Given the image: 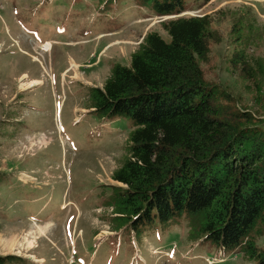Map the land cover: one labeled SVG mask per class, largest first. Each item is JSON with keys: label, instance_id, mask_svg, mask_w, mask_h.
<instances>
[{"label": "rangeland", "instance_id": "1", "mask_svg": "<svg viewBox=\"0 0 264 264\" xmlns=\"http://www.w3.org/2000/svg\"><path fill=\"white\" fill-rule=\"evenodd\" d=\"M185 8L155 16L138 0H0V255H11L0 264H258L198 236L195 215L134 229L114 213L111 174L136 127L96 111L89 87L129 66L146 33L169 40L163 21L210 14L218 35L201 63L205 80L220 101L264 119V0ZM241 51L258 61L252 77L231 62ZM29 81L38 83L22 89Z\"/></svg>", "mask_w": 264, "mask_h": 264}, {"label": "trees", "instance_id": "2", "mask_svg": "<svg viewBox=\"0 0 264 264\" xmlns=\"http://www.w3.org/2000/svg\"><path fill=\"white\" fill-rule=\"evenodd\" d=\"M138 1L155 16L186 9L185 0ZM211 23L210 14L163 21L169 40L146 33L129 66L114 65L101 87H89L96 111L129 116L136 127L126 160L111 174L114 213L134 229L195 215L198 236L264 264L256 245L264 236V119L220 101L205 80L201 63L218 35ZM234 56L252 77L258 61L253 67L243 51ZM10 256L0 255V263Z\"/></svg>", "mask_w": 264, "mask_h": 264}, {"label": "bare ground", "instance_id": "3", "mask_svg": "<svg viewBox=\"0 0 264 264\" xmlns=\"http://www.w3.org/2000/svg\"><path fill=\"white\" fill-rule=\"evenodd\" d=\"M32 83H38V82H36V81H35V82L32 81L31 83H30V81H29L28 83L26 82V84H22L21 88H22V89H23V88H27V87H29ZM31 245H32V244L30 243V246H31Z\"/></svg>", "mask_w": 264, "mask_h": 264}, {"label": "crops", "instance_id": "4", "mask_svg": "<svg viewBox=\"0 0 264 264\" xmlns=\"http://www.w3.org/2000/svg\"><path fill=\"white\" fill-rule=\"evenodd\" d=\"M34 80V79H33Z\"/></svg>", "mask_w": 264, "mask_h": 264}]
</instances>
